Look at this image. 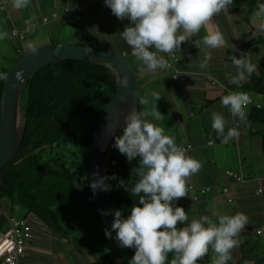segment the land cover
<instances>
[{"label":"crops","instance_id":"obj_1","mask_svg":"<svg viewBox=\"0 0 264 264\" xmlns=\"http://www.w3.org/2000/svg\"><path fill=\"white\" fill-rule=\"evenodd\" d=\"M55 12L59 14L57 19L47 25L41 23L42 17ZM252 14L249 15L247 4H242L239 8L230 5L222 10L201 28L191 42H185L181 49L175 50L178 59L174 68L141 72L142 62L132 55H126L131 57L130 62L138 75L140 98H148L150 106L157 105L158 110L165 116L163 121H155L153 117L146 119L163 128L166 135L174 136L178 146L191 144L192 148L185 151L186 155L202 164L200 171L188 178L187 185L211 187V191L200 195L195 201L187 193L188 196L174 201V204L185 209L189 222L201 216H209L218 223L217 218L212 217L214 211L222 215L244 213L248 217V225L238 237L239 246L232 250V259L227 264H264V232L257 233L259 229L264 230V215L261 210L264 200V152H260V149L264 151L261 147L264 125H253L247 116L251 126L246 128L238 117L231 115L228 108L221 107L220 102L229 89L255 95L263 102V95L255 91L259 83L251 81L253 75L260 74V66L264 65V44L244 47L245 42L264 34L259 31L261 21H253ZM27 19L36 23V26L27 32L24 40L28 33L44 28L46 39H51L49 36L56 33L67 37L75 36V44L90 45L120 54L131 50L119 35L130 25V21L120 20L113 15L105 0H30L27 7L19 10L13 7V0H0V21L11 27V34L13 29L23 28ZM214 31H219L224 36L225 45L222 48L209 49L202 42L203 36ZM195 40L201 41L199 47L194 43ZM15 50L19 53V48ZM28 50L30 49H25V53ZM209 51L212 59L207 68L200 69L198 64ZM241 53L250 55L252 63L257 66V72L241 85H235L230 83L231 77L237 71L231 57L235 55L239 58ZM175 71L190 73L191 76L185 75V81L174 80ZM154 92L161 96L158 101L151 95ZM143 110L144 106L140 105V111ZM248 110L249 108L246 111ZM213 111H220L225 116L228 122L226 131L231 127L238 128L241 132L238 139L234 138L228 144L221 143L211 127ZM210 141L213 144H209ZM251 157L258 158V162H248L247 158ZM228 169L241 171L245 181H233L226 174ZM259 187L263 189L261 194L257 193ZM223 188H227V192ZM79 203L90 206L89 202ZM2 209L5 214L0 217V229L9 227L10 215L26 217L33 227L34 237L27 243L23 258L26 264H113L112 255H118L119 258L125 256V252L118 249L119 245L106 236L103 224L94 217L87 221L88 225H73L72 235L68 232L67 238L53 232L60 236L52 237L57 241L60 252L52 257L47 256L35 240L40 236L49 241L53 236L52 231L48 233V229H45L44 233H40L37 227L44 224L19 206L13 212L8 205ZM183 226L185 225L178 224V227ZM0 233L3 231L0 230ZM77 240L99 241V244L102 241L104 247L99 252L92 253L94 245L87 247ZM213 254L210 250L203 260L210 262ZM133 256L129 251L128 260Z\"/></svg>","mask_w":264,"mask_h":264},{"label":"clouds","instance_id":"obj_2","mask_svg":"<svg viewBox=\"0 0 264 264\" xmlns=\"http://www.w3.org/2000/svg\"><path fill=\"white\" fill-rule=\"evenodd\" d=\"M29 3L30 0H13V7L19 10ZM233 3L234 0H105L113 15L130 21L119 35L131 48V54L142 62L141 72L169 68L168 61L159 54H174L183 43L191 42L215 15ZM252 19L261 21L259 31L264 32V3L257 4ZM7 37V31L0 32V40ZM202 42L209 49L225 45L224 36L219 31L209 32L203 36ZM194 43L199 47L201 41L195 40ZM31 51L36 53L34 47ZM211 59L209 51L198 67L207 68ZM231 61L237 70L231 77L232 84L241 85L257 72V66L246 53H241L239 58L233 55ZM16 75L17 79L21 78V73ZM181 75L191 76L190 73H181L175 77ZM0 79L8 80V74L0 73ZM117 82L120 88H127L130 78L127 74L120 75ZM151 95L155 101L161 98L159 93ZM220 102L221 107L228 108L246 128L251 126L246 111L252 103L248 93L230 91L221 97ZM139 105L144 106V110L133 107L128 112L124 118L123 134L116 136L114 143V147L129 161L139 158L138 167L132 169L139 177L132 188V195L139 197L138 206H133L126 218L117 210L111 230L105 229L106 236L112 239L115 231L119 247L136 249L129 264H168L169 253H174L170 264H197L210 250L214 253L210 264H227L232 259V250L239 246L240 233L248 225L247 215H222L214 211L212 217H216L218 223L209 216L189 222L185 209L176 206L174 201L188 196V178L197 174L202 164L187 156L174 136L166 135L163 128L146 119H165L157 105L150 106L146 97L139 99ZM211 121V127L222 144H228L241 135L235 127L225 130L228 122L220 111L211 113ZM91 187L95 191L108 190L110 186L105 185L104 178H101L93 180ZM178 224L185 226L178 227Z\"/></svg>","mask_w":264,"mask_h":264},{"label":"trees","instance_id":"obj_3","mask_svg":"<svg viewBox=\"0 0 264 264\" xmlns=\"http://www.w3.org/2000/svg\"><path fill=\"white\" fill-rule=\"evenodd\" d=\"M258 3H264V0H234L232 5L235 8L249 5L250 15ZM50 42L53 40L49 39L45 44ZM257 43L264 44V34L245 42L244 47ZM10 70L4 68L0 73L8 74ZM252 78L251 82L259 83L255 91L264 97V65L260 66V74ZM5 81L0 79V117ZM117 81L116 73L109 66L84 60L51 63L28 78L21 96V113L26 118L24 139L15 156L0 169L2 208L8 205L13 212L19 206L35 215L50 231L65 238L69 233L59 221L60 212L70 210L76 203L89 202L93 217L101 222L91 196L89 179L82 181L78 168L46 162L42 153L66 145L79 146L81 162L87 168V152L95 122L115 94ZM247 116L253 125H264V106L249 108ZM79 121L88 122L85 136H81V129L76 126ZM122 134L123 127L116 136ZM115 138L109 158L108 183L118 210L126 218L131 214V208L138 206L139 197L132 195V188L139 177L132 169L138 167L139 158L129 161L114 147ZM261 147L264 150V132ZM111 240L119 245L116 239ZM77 242L87 247L95 244V241L87 240ZM173 257L174 253L168 254L169 264ZM197 264L210 262L201 259Z\"/></svg>","mask_w":264,"mask_h":264},{"label":"water","instance_id":"obj_4","mask_svg":"<svg viewBox=\"0 0 264 264\" xmlns=\"http://www.w3.org/2000/svg\"><path fill=\"white\" fill-rule=\"evenodd\" d=\"M64 60H84L109 66L117 75L127 74L130 85L118 88L102 114L95 122L87 152V170L91 196L105 229L111 230L117 205L108 190H93V180L104 178L108 183L109 158L113 140L122 129L124 118L133 108L140 110V85L138 75L131 62L118 52L90 45L69 42H50L25 54L8 73L1 96L0 117V169L18 152L25 134L26 118L21 113V96L28 78L38 69ZM17 73L21 78L17 79ZM115 239L116 232H112ZM135 253V248H128ZM169 264V263H168Z\"/></svg>","mask_w":264,"mask_h":264},{"label":"rangeland","instance_id":"obj_5","mask_svg":"<svg viewBox=\"0 0 264 264\" xmlns=\"http://www.w3.org/2000/svg\"><path fill=\"white\" fill-rule=\"evenodd\" d=\"M4 31L8 32V37L3 40H0V71L4 68L6 69L12 68L13 63L16 60L19 61L25 54H27L25 53V49H32L33 47L36 49L42 45H45V42L49 40L44 37L45 36L44 28L36 30L33 33H28L26 40L24 39L21 40L18 37H15L11 34L10 26L3 25L0 21V32H4ZM49 38H51L53 42H69L72 44H75L76 42L75 36L67 37L66 35H58V34L56 35V33L50 35ZM17 48H19V53H17L15 50ZM126 58L129 61L132 60L130 56H126ZM263 106H264V99H263ZM76 126L80 127L81 132H82L81 136H85L87 132L88 122L79 121V122H76ZM260 152H264V151L260 149ZM81 153H82V150L80 149L79 146L66 145L62 147H56L52 150L48 149L47 153L43 151L42 155H43V160H45L48 163L64 164L67 166L78 168L81 171V179L83 181L88 178V170L84 166V164L81 162V159H80ZM243 158L246 159V157H243ZM247 160L248 162H251V161L258 162V158L256 159L255 157L247 158ZM15 213L18 214L17 212ZM92 217H93V211H92L91 206H87L86 204H83V203H76L74 204L73 208H71L70 210H67L65 212H60L59 221L64 226V228L67 230V232H69L70 235H72L71 227L73 225L74 226L83 225V224L88 225L87 221L92 220ZM37 228L40 233H44V230L48 229L44 225L37 227ZM8 229L9 227L6 229L3 227L0 230H2L4 233ZM48 233H51L49 229H48ZM51 235L53 236L50 237L49 241H47L46 239H42L40 236L35 240V242L39 244L41 248H43L47 256H50V257L60 252V247L57 241H55L52 238V237H60V236L54 234L53 232L51 233ZM103 244L104 243H102V241H100V244H99V241L95 242L94 249L91 250L92 253H95L96 251L99 252V249H102L104 247ZM117 247L119 250L122 249L121 250L122 252H125V256L123 258H119L118 255H112L111 259L113 260L112 261L113 264H122V263L129 261L128 260L129 250L127 248H121V247L119 248V246ZM85 250H88V249H85Z\"/></svg>","mask_w":264,"mask_h":264},{"label":"built area","instance_id":"obj_6","mask_svg":"<svg viewBox=\"0 0 264 264\" xmlns=\"http://www.w3.org/2000/svg\"><path fill=\"white\" fill-rule=\"evenodd\" d=\"M59 17L58 13H52L48 16L42 17L41 23L43 25L49 24L51 21L57 19ZM36 26V23H33L31 20L27 19L25 21L24 27L21 29H13L12 35L15 37H18L19 39L23 40L25 39V36L28 31H30L32 28ZM152 50V49H150ZM127 54H131V50L128 53H124L123 55L126 56ZM159 55L164 56V58L168 61L170 68L175 67V62L178 59V55L176 52L172 55H168L166 53H160ZM133 56V55H132ZM179 71H175L173 74V79L178 81H185L186 76L181 75L179 77H175L179 75ZM230 91H236L234 89H229ZM252 103L248 105L247 108L251 107H257L261 108L263 107V102L258 99L255 96L249 95ZM209 144H213L212 141L209 142ZM186 150L192 148L191 144L183 145L181 146ZM226 174L229 178H231L233 181L236 182H244L245 177L241 171H235V170H226ZM188 194L192 197L193 201L197 200L200 195L206 194L209 191H211V187L204 186V187H197L194 184H188ZM224 192H227V188H223ZM263 191L262 187H259L257 189V193L261 194ZM232 200V199H229ZM262 213L264 215V200L261 206ZM5 214L2 207L0 206V217H2ZM263 229H259L257 233H263ZM34 237L33 227L28 222V220L24 217L9 216V229L4 232L0 233V259L2 261V264H26L23 261V258L26 255L27 251V243L32 240Z\"/></svg>","mask_w":264,"mask_h":264}]
</instances>
